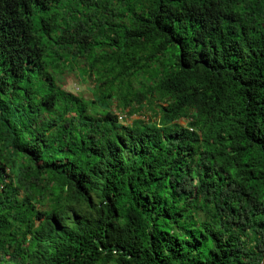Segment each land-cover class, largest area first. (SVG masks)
Segmentation results:
<instances>
[{
  "label": "trees",
  "instance_id": "obj_1",
  "mask_svg": "<svg viewBox=\"0 0 264 264\" xmlns=\"http://www.w3.org/2000/svg\"><path fill=\"white\" fill-rule=\"evenodd\" d=\"M0 264H264V0H0Z\"/></svg>",
  "mask_w": 264,
  "mask_h": 264
},
{
  "label": "rangeland",
  "instance_id": "obj_2",
  "mask_svg": "<svg viewBox=\"0 0 264 264\" xmlns=\"http://www.w3.org/2000/svg\"><path fill=\"white\" fill-rule=\"evenodd\" d=\"M63 86L69 92L82 95L85 98L92 97L88 84L80 82V79L74 74H66ZM115 114L117 115L119 122L122 124H131L133 120L140 118L137 115L130 117L119 110H116ZM120 117H122V119H120ZM182 124L185 125V121H182Z\"/></svg>",
  "mask_w": 264,
  "mask_h": 264
},
{
  "label": "bare ground",
  "instance_id": "obj_3",
  "mask_svg": "<svg viewBox=\"0 0 264 264\" xmlns=\"http://www.w3.org/2000/svg\"><path fill=\"white\" fill-rule=\"evenodd\" d=\"M120 119H122V117H120Z\"/></svg>",
  "mask_w": 264,
  "mask_h": 264
}]
</instances>
